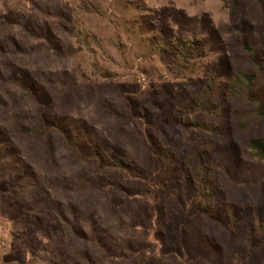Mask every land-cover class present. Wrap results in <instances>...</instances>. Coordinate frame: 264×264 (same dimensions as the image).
Listing matches in <instances>:
<instances>
[{
  "label": "rangeland",
  "instance_id": "374dc122",
  "mask_svg": "<svg viewBox=\"0 0 264 264\" xmlns=\"http://www.w3.org/2000/svg\"><path fill=\"white\" fill-rule=\"evenodd\" d=\"M241 72L263 98L264 0H0V264H264Z\"/></svg>",
  "mask_w": 264,
  "mask_h": 264
},
{
  "label": "trees",
  "instance_id": "16d2710c",
  "mask_svg": "<svg viewBox=\"0 0 264 264\" xmlns=\"http://www.w3.org/2000/svg\"><path fill=\"white\" fill-rule=\"evenodd\" d=\"M174 56V63L178 66L177 68L188 70L192 66H194L197 61L198 54L197 49L194 42H179L177 44V49L175 51ZM258 76L257 75H251L244 72L239 73V75L234 79L232 82V87L234 88V92H236L239 96H248L250 98V101L255 104L254 112L257 118H264V97L260 98L257 93H253L251 89L254 86V83L257 81ZM217 89L215 79H210L205 84V88L203 91L202 96H199L198 99L196 98L194 100L195 106L201 110V112H207L206 107V97L208 95L214 94V91ZM58 129H62L61 127H56ZM65 138V141L67 142L68 146L70 148H73L74 150L79 149L78 143L72 141L67 137V135H63ZM247 149L249 151V155L262 163L264 165V137L261 138H252L247 142ZM80 151V149H79ZM114 167L117 168H125L126 164L123 161H116V163H113ZM203 168H205V164L203 165ZM208 187H207V180L205 176H202L200 179V190L198 192V196L205 195L207 197H210L211 195L208 193ZM207 212V211H206Z\"/></svg>",
  "mask_w": 264,
  "mask_h": 264
}]
</instances>
